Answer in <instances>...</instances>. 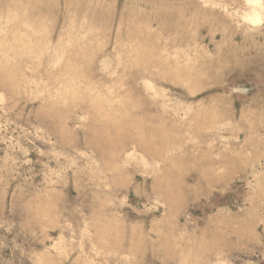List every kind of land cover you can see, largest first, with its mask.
I'll list each match as a JSON object with an SVG mask.
<instances>
[{
    "label": "rangeland",
    "instance_id": "374dc122",
    "mask_svg": "<svg viewBox=\"0 0 264 264\" xmlns=\"http://www.w3.org/2000/svg\"><path fill=\"white\" fill-rule=\"evenodd\" d=\"M0 264H264V0H0Z\"/></svg>",
    "mask_w": 264,
    "mask_h": 264
}]
</instances>
